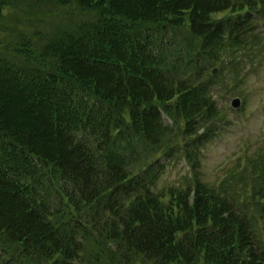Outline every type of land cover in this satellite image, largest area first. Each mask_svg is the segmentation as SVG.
Instances as JSON below:
<instances>
[{
	"label": "trees",
	"instance_id": "1",
	"mask_svg": "<svg viewBox=\"0 0 264 264\" xmlns=\"http://www.w3.org/2000/svg\"><path fill=\"white\" fill-rule=\"evenodd\" d=\"M11 2L0 0V12ZM56 2L97 16L45 37L37 53L19 39L29 63L0 58V263L79 264L90 237L112 247L107 263L95 255L101 264H264V155L245 166L243 197L199 179L165 191L155 169L131 168L139 149L129 137L161 145L168 118L202 143L196 125L216 115L207 90L174 77L154 37L136 27L186 26L206 52L239 46L256 41L264 1ZM227 11L232 19L216 18ZM55 180L57 204L48 200Z\"/></svg>",
	"mask_w": 264,
	"mask_h": 264
},
{
	"label": "rangeland",
	"instance_id": "2",
	"mask_svg": "<svg viewBox=\"0 0 264 264\" xmlns=\"http://www.w3.org/2000/svg\"><path fill=\"white\" fill-rule=\"evenodd\" d=\"M11 1L0 12V58L15 63H29L34 58L24 56L22 49L17 48L19 39L33 40L35 47L31 51L37 53L47 41L45 37L79 32V25L92 23L97 16L92 10L63 7L56 0ZM260 12L251 30L256 41L239 46H231L226 41L212 51L206 48L207 52L202 47L203 40L186 26L143 24L136 27L154 37L157 49L166 56L168 67L175 66V70H170L174 77H186L190 85L207 90L216 110V115H207L196 125L202 143L185 131L184 123L176 125L169 120L166 124L170 128L161 145L150 146L140 136L129 135L138 145V156L131 157L129 148L119 149V153L129 160L133 158L131 168L140 165L142 172L155 169L159 173L157 189L183 191L199 178L219 190L229 189L242 197L246 193L250 179L244 168L258 155H264V5ZM232 16L227 11L217 14L216 18L226 20ZM235 98L241 100L238 108L232 106ZM87 139L94 143V138ZM58 185L55 180L48 198L56 204L60 198ZM69 218L65 214L60 222ZM255 228L261 233L262 221H257ZM93 241L89 237L83 242L79 264L107 263L112 247L98 246ZM95 255L103 261L99 258L101 263L97 261Z\"/></svg>",
	"mask_w": 264,
	"mask_h": 264
},
{
	"label": "water",
	"instance_id": "3",
	"mask_svg": "<svg viewBox=\"0 0 264 264\" xmlns=\"http://www.w3.org/2000/svg\"><path fill=\"white\" fill-rule=\"evenodd\" d=\"M234 105H235L236 107H238V106L240 105V100H239V99L235 100V101H234Z\"/></svg>",
	"mask_w": 264,
	"mask_h": 264
}]
</instances>
